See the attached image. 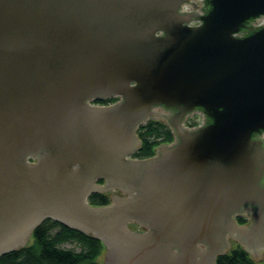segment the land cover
I'll return each instance as SVG.
<instances>
[{
	"label": "water",
	"instance_id": "95a60500",
	"mask_svg": "<svg viewBox=\"0 0 264 264\" xmlns=\"http://www.w3.org/2000/svg\"><path fill=\"white\" fill-rule=\"evenodd\" d=\"M185 4L0 0V257L52 219L101 240L104 264H216L228 237L264 264V0ZM160 107L176 142L133 158Z\"/></svg>",
	"mask_w": 264,
	"mask_h": 264
},
{
	"label": "trees",
	"instance_id": "16d2710c",
	"mask_svg": "<svg viewBox=\"0 0 264 264\" xmlns=\"http://www.w3.org/2000/svg\"><path fill=\"white\" fill-rule=\"evenodd\" d=\"M138 136L142 145L133 155L137 159L155 156L159 146L174 140L169 127L153 119L139 127ZM99 182L104 183V180ZM89 202L93 206H106L111 203V197L105 193H93ZM71 243L79 245L80 250L66 248ZM105 252L106 246L101 240L47 219L34 230L32 241L27 247L3 255L0 264H104L101 259ZM216 264L258 263L247 250L237 245L228 253L218 256Z\"/></svg>",
	"mask_w": 264,
	"mask_h": 264
},
{
	"label": "flooded vegetation",
	"instance_id": "af4514ba",
	"mask_svg": "<svg viewBox=\"0 0 264 264\" xmlns=\"http://www.w3.org/2000/svg\"><path fill=\"white\" fill-rule=\"evenodd\" d=\"M104 101L105 102L108 101V102L105 103ZM121 101H122V98L120 96H109V97H104V98H98L93 102V104L98 105V106H107L111 104L120 103ZM157 111L161 115V121L165 123L169 127V129L172 131V133L174 134V140L171 143L176 142L177 137L175 135V130L172 127V125L177 123L178 114L174 111L164 110L162 107L158 108ZM192 119L193 118L191 115L190 116L186 115L181 122V126L183 128H191L192 126L190 125V123L192 122ZM207 122L208 120H206V123ZM256 138L264 143V131L261 134L257 135ZM165 144H169V143H164L162 145H165ZM261 183L264 186V177L262 178ZM100 184L108 186V182L105 180H104V183H100ZM242 211H243L242 213H237L234 216L235 219H237V221L242 222V225L250 226L252 223V220H254V218L259 214V209L253 206H245ZM131 226L139 227L137 224H132ZM140 229L142 232L146 231L145 229L141 227Z\"/></svg>",
	"mask_w": 264,
	"mask_h": 264
},
{
	"label": "built area",
	"instance_id": "2783aa9c",
	"mask_svg": "<svg viewBox=\"0 0 264 264\" xmlns=\"http://www.w3.org/2000/svg\"><path fill=\"white\" fill-rule=\"evenodd\" d=\"M204 0H194V5L192 8V4H185L183 6V11L185 12H189L190 10H192L193 12H197V13H202V5H203ZM200 22H193L192 25L196 26L199 25ZM258 26H262L264 25V18L259 19ZM196 114L192 115V118H195ZM198 115V114H197ZM200 116H202L201 118L199 117V119L196 120H192V122L190 123V125L192 126L191 128H196L199 126H202L204 124V116L202 114H200Z\"/></svg>",
	"mask_w": 264,
	"mask_h": 264
},
{
	"label": "rangeland",
	"instance_id": "374dc122",
	"mask_svg": "<svg viewBox=\"0 0 264 264\" xmlns=\"http://www.w3.org/2000/svg\"><path fill=\"white\" fill-rule=\"evenodd\" d=\"M199 117L201 118L202 116H200V114H196L195 115V118H193L192 120H196V119H199ZM153 120H157V121H160V122H162L161 121V118L160 119H158V118H153ZM163 123V122H162ZM165 124V123H164ZM166 125V124H165ZM137 135H138V131H137ZM103 185V184H102ZM104 193L105 194H108L109 195V197H111V195L112 194H114V195H120V190H108V191H104ZM112 198V197H111ZM236 220V223L238 224V225H240V226H242V223L240 222V221H237V219H235ZM130 228L132 229V230H134V231H140V232H142L141 231V229H140V227H132L131 225H130ZM228 237V236H227ZM228 239H229V241L231 242V244H232V247H231V250L234 248V247H236L237 245H241L240 244V242H239V240H237V239H234V238H232V237H228ZM66 248H69V249H75V250H80V247H79V245H77V244H73V243H71V244H67L66 245ZM230 250V251H231ZM256 261V260H255ZM257 262V261H256ZM258 263V262H257ZM258 264H260V263H258Z\"/></svg>",
	"mask_w": 264,
	"mask_h": 264
}]
</instances>
